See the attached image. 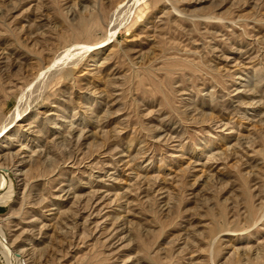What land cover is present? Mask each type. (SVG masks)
Listing matches in <instances>:
<instances>
[{
    "label": "rangeland",
    "instance_id": "obj_1",
    "mask_svg": "<svg viewBox=\"0 0 264 264\" xmlns=\"http://www.w3.org/2000/svg\"><path fill=\"white\" fill-rule=\"evenodd\" d=\"M5 127L0 264H264V0H0Z\"/></svg>",
    "mask_w": 264,
    "mask_h": 264
},
{
    "label": "bare ground",
    "instance_id": "obj_2",
    "mask_svg": "<svg viewBox=\"0 0 264 264\" xmlns=\"http://www.w3.org/2000/svg\"><path fill=\"white\" fill-rule=\"evenodd\" d=\"M96 54H97V53H96ZM96 54H94L93 58H94L95 56H97ZM5 130H6V127L0 132V135H1L2 133H4Z\"/></svg>",
    "mask_w": 264,
    "mask_h": 264
}]
</instances>
